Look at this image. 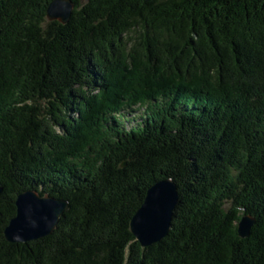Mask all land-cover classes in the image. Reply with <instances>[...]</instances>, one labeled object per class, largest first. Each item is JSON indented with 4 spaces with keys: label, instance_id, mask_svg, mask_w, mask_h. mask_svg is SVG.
Here are the masks:
<instances>
[{
    "label": "trees",
    "instance_id": "obj_1",
    "mask_svg": "<svg viewBox=\"0 0 264 264\" xmlns=\"http://www.w3.org/2000/svg\"><path fill=\"white\" fill-rule=\"evenodd\" d=\"M51 1L0 0V264H264V0H73L65 23ZM167 178L171 230L142 247ZM28 190L66 209L10 243Z\"/></svg>",
    "mask_w": 264,
    "mask_h": 264
},
{
    "label": "water",
    "instance_id": "obj_2",
    "mask_svg": "<svg viewBox=\"0 0 264 264\" xmlns=\"http://www.w3.org/2000/svg\"><path fill=\"white\" fill-rule=\"evenodd\" d=\"M72 1L52 0L47 9V20L65 23L72 15ZM178 191L169 178L153 183L146 191L143 203L130 219L131 233L142 247L158 243L170 232L173 211L179 202ZM66 206V200L40 196L35 190L21 192L15 200L16 215L4 229L5 238L10 243H27L50 235ZM254 222L251 216L242 217L237 224L239 237L249 236Z\"/></svg>",
    "mask_w": 264,
    "mask_h": 264
}]
</instances>
